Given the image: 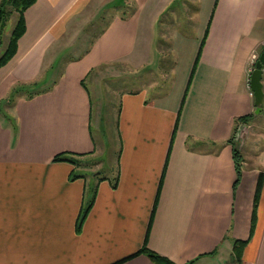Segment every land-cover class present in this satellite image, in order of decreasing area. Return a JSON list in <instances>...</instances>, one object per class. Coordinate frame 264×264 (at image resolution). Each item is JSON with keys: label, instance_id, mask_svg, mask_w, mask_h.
Returning <instances> with one entry per match:
<instances>
[{"label": "crops", "instance_id": "obj_1", "mask_svg": "<svg viewBox=\"0 0 264 264\" xmlns=\"http://www.w3.org/2000/svg\"><path fill=\"white\" fill-rule=\"evenodd\" d=\"M124 1L37 0L25 12L17 52L0 67V264H114L146 240L177 264H238L234 243L247 241L242 264H264V146L241 153L237 183L231 142L237 119L256 109L250 60L264 46V0H199L207 27L185 51L176 46L172 90L119 96L116 172L90 176L85 165L54 161L102 151L95 73L148 66L159 53L152 30L174 0L149 19L161 0H135L133 14L115 16L90 48L77 45L80 25ZM120 264L155 263L140 254Z\"/></svg>", "mask_w": 264, "mask_h": 264}, {"label": "rangeland", "instance_id": "obj_2", "mask_svg": "<svg viewBox=\"0 0 264 264\" xmlns=\"http://www.w3.org/2000/svg\"><path fill=\"white\" fill-rule=\"evenodd\" d=\"M165 1L167 0H161L150 9L148 19L164 10ZM198 8L199 0H174L169 5L161 18L158 19L154 30H152L154 40L155 37L159 36L160 38L157 46L159 53L152 64L137 68L132 66L123 67L117 64L111 65L99 70L91 78L97 86V91H95L90 81L94 106H96L97 100L99 103H97L93 115L94 138L99 148L101 146L102 151L95 158H79V165H85L83 168L90 176L98 171H101L104 175H110L117 171L119 137L116 116L120 94L128 90L145 89L150 96L156 97L158 94H166L172 90L173 68L175 63L177 66L178 61L176 46L180 51H185V48H189L200 40L207 27V24L203 22V16L197 14ZM135 10V0H125L120 7L99 8V12L93 16L94 18L87 19L86 24L80 25L76 29L77 31H83L76 41L77 45L83 49L90 48L115 16H127L133 14ZM16 19H18V15L14 14L5 31L3 33L0 31V57L7 49ZM151 27H153V24H144L143 32H149ZM72 36L71 34L67 40L63 41L64 47H67L70 42H74ZM183 41H186V43ZM71 54H73L72 51L68 52L64 58L70 59ZM38 89L39 87H33L28 92L33 93ZM234 143L242 154L244 153L250 157L264 146V110L256 115L251 122H241L238 125Z\"/></svg>", "mask_w": 264, "mask_h": 264}, {"label": "trees", "instance_id": "obj_3", "mask_svg": "<svg viewBox=\"0 0 264 264\" xmlns=\"http://www.w3.org/2000/svg\"><path fill=\"white\" fill-rule=\"evenodd\" d=\"M37 0H1L0 1V31L1 33H3L8 25V22L10 21V19L12 18V16L14 14L18 15V19H16V22L14 23V27L9 39V43L7 46V49L5 50L4 54L0 57V67L4 66L6 63H8L16 54L17 49H18V44H19V40L21 39V37L25 34L27 26H26V20H25V12L26 10L31 7L33 4H35ZM206 39V36L203 40V44L204 41ZM202 44V46H203ZM201 46V48H202ZM201 52V49H200ZM264 53V46L261 48L260 51V55ZM198 62V60H197ZM264 69V67H263ZM194 73V71H193ZM192 73V76H193ZM263 81H264V76H263ZM38 86L37 83H35V85H33V87ZM33 87H29V88H25L27 90V92L29 91V89H32ZM35 91H33L34 93ZM33 93H29V96H32ZM16 96V93H15ZM255 118L254 114H250V115H246L243 117H240L237 119L236 121V131L238 129V125L241 122H245V123H249L251 122V120H253ZM235 131V133H236ZM231 142H234V137L231 140ZM233 151H234V157H235V161H236V168H237V173H238V177H237V183L240 182L241 179V175H242V164H243V156L241 154L240 149L238 148L237 145H233ZM81 156L84 155H77V154H72V153H60L58 155H56L54 157V161H68L74 165H79L80 160L79 158H81ZM73 177H77L76 174L73 175ZM118 179H119V174L118 176L115 178L114 180V187L117 186L118 183ZM92 205L89 204L87 207H85V209L82 211L80 218H79V222H78V230H81L82 225L84 223L85 218L87 217L90 209H91ZM247 244V241H241V240H236L234 243V248H233V254L231 257V262L234 263H238V264H242V253L243 250L245 248ZM140 254H146L148 255L151 260L155 263V264H177L175 262H173L171 259H169L166 256H163L151 249L148 248L147 245V240L145 245L136 253L114 263V264H120L122 262H125L126 260H129L137 255ZM195 261H191L188 264H194Z\"/></svg>", "mask_w": 264, "mask_h": 264}, {"label": "water", "instance_id": "obj_4", "mask_svg": "<svg viewBox=\"0 0 264 264\" xmlns=\"http://www.w3.org/2000/svg\"><path fill=\"white\" fill-rule=\"evenodd\" d=\"M264 53L260 55L259 60L256 63V68L252 72L250 77V87L255 97V112L254 115H258L264 108Z\"/></svg>", "mask_w": 264, "mask_h": 264}, {"label": "built area", "instance_id": "obj_5", "mask_svg": "<svg viewBox=\"0 0 264 264\" xmlns=\"http://www.w3.org/2000/svg\"><path fill=\"white\" fill-rule=\"evenodd\" d=\"M260 58V53H254L252 56H251V60H250V71H251V74L252 72L255 70L256 68V63L257 61L259 60Z\"/></svg>", "mask_w": 264, "mask_h": 264}]
</instances>
